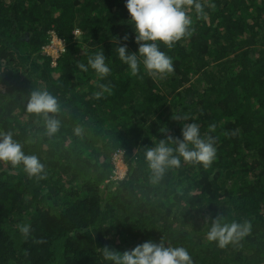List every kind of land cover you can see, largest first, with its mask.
<instances>
[{
    "label": "trees",
    "instance_id": "1",
    "mask_svg": "<svg viewBox=\"0 0 264 264\" xmlns=\"http://www.w3.org/2000/svg\"><path fill=\"white\" fill-rule=\"evenodd\" d=\"M200 2L203 15L186 10L191 35L171 48L157 41L174 71L152 77L118 57L117 43L138 48L125 0H0V130L47 172L37 179L0 162V264H106V245L162 239L194 264H264V0ZM54 36L65 42L57 58L44 50ZM98 52L111 69L103 79L78 67ZM36 89L60 101L52 138L25 111ZM187 122L215 138L216 159L207 169L182 161L152 183L144 148L180 137ZM216 216L248 220L251 233L219 248L205 238Z\"/></svg>",
    "mask_w": 264,
    "mask_h": 264
},
{
    "label": "clouds",
    "instance_id": "2",
    "mask_svg": "<svg viewBox=\"0 0 264 264\" xmlns=\"http://www.w3.org/2000/svg\"><path fill=\"white\" fill-rule=\"evenodd\" d=\"M125 7L135 26V43L138 48L136 51H129L127 44L117 43L116 51L120 61L129 67L134 76L140 71L141 65L152 77L172 73V58L160 50L157 41L171 48L185 36L191 35L192 19L186 10L194 8L198 15H203V4L200 0H125ZM122 39L127 40L128 37L124 36ZM78 67L84 72L90 67L101 79L111 71L103 52L89 57L87 65L81 63ZM101 88L104 86L101 85ZM104 90L109 91L106 88ZM101 95V92L95 93L96 98ZM25 111L42 119L44 135L47 137L52 138L60 131L61 120L56 116L61 111L60 101L48 90H33L27 98ZM176 120L188 121L190 118L185 115L176 117ZM73 131L79 136L83 129L77 126ZM161 131L165 129L161 128ZM210 131H215V125L210 127ZM216 155L215 138L211 135L202 136L199 124L194 122L183 123L180 137L168 136L152 147H145L143 152L152 183H158L169 169L179 168L182 161L193 165L201 164L207 169ZM0 162H7L13 168H22L29 177L44 179L47 176L42 160L35 154H26L24 144L15 139L11 130H0ZM17 227L25 238L30 235L29 224H18ZM206 228V240L223 249L230 244H238L247 237L252 225L248 220H227L223 216H216L211 218L210 224L206 219ZM100 250L106 264H194L185 247L165 245L163 239L159 243L147 240L123 252L107 245Z\"/></svg>",
    "mask_w": 264,
    "mask_h": 264
},
{
    "label": "rangeland",
    "instance_id": "3",
    "mask_svg": "<svg viewBox=\"0 0 264 264\" xmlns=\"http://www.w3.org/2000/svg\"><path fill=\"white\" fill-rule=\"evenodd\" d=\"M76 37L80 35V31H76ZM65 49V42L63 40L58 39L56 36L53 37V42L47 45L44 50L54 58H57L62 50ZM0 88H3L0 86ZM115 164H116V170L118 175H124L127 171V164L124 162V160L121 157H115ZM115 175V174H114Z\"/></svg>",
    "mask_w": 264,
    "mask_h": 264
},
{
    "label": "built area",
    "instance_id": "4",
    "mask_svg": "<svg viewBox=\"0 0 264 264\" xmlns=\"http://www.w3.org/2000/svg\"><path fill=\"white\" fill-rule=\"evenodd\" d=\"M62 51H63V50H62ZM116 156H117V157H121V158L123 159V155H122L121 153H117ZM116 156H115V157H116ZM121 176H122V175H118L117 172H116L115 175H114L115 178H116V177H119V178H120Z\"/></svg>",
    "mask_w": 264,
    "mask_h": 264
},
{
    "label": "bare ground",
    "instance_id": "5",
    "mask_svg": "<svg viewBox=\"0 0 264 264\" xmlns=\"http://www.w3.org/2000/svg\"><path fill=\"white\" fill-rule=\"evenodd\" d=\"M59 39V38H58Z\"/></svg>",
    "mask_w": 264,
    "mask_h": 264
}]
</instances>
